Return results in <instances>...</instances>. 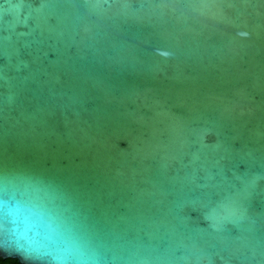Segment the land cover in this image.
<instances>
[{"label": "water", "instance_id": "95a60500", "mask_svg": "<svg viewBox=\"0 0 264 264\" xmlns=\"http://www.w3.org/2000/svg\"><path fill=\"white\" fill-rule=\"evenodd\" d=\"M36 195L57 242L5 213L1 257L264 264V0H0V203Z\"/></svg>", "mask_w": 264, "mask_h": 264}, {"label": "clouds", "instance_id": "9594fccd", "mask_svg": "<svg viewBox=\"0 0 264 264\" xmlns=\"http://www.w3.org/2000/svg\"><path fill=\"white\" fill-rule=\"evenodd\" d=\"M247 36V32L239 33ZM167 56L169 53L164 52ZM5 175H8L5 170ZM11 218V230L4 236L2 245L5 250L14 249L20 254L32 256L46 245L57 242L60 217L56 209L39 195L13 204L0 203V215Z\"/></svg>", "mask_w": 264, "mask_h": 264}, {"label": "flooded vegetation", "instance_id": "af4514ba", "mask_svg": "<svg viewBox=\"0 0 264 264\" xmlns=\"http://www.w3.org/2000/svg\"><path fill=\"white\" fill-rule=\"evenodd\" d=\"M0 264H22L15 258L10 257H1L0 256Z\"/></svg>", "mask_w": 264, "mask_h": 264}]
</instances>
